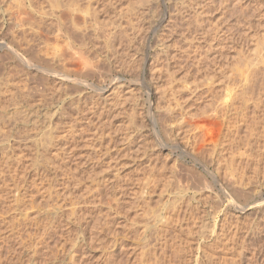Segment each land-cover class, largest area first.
I'll list each match as a JSON object with an SVG mask.
<instances>
[{"label": "rangeland", "instance_id": "rangeland-1", "mask_svg": "<svg viewBox=\"0 0 264 264\" xmlns=\"http://www.w3.org/2000/svg\"><path fill=\"white\" fill-rule=\"evenodd\" d=\"M263 73L264 0H0V264H264Z\"/></svg>", "mask_w": 264, "mask_h": 264}, {"label": "bare ground", "instance_id": "bare-ground-1", "mask_svg": "<svg viewBox=\"0 0 264 264\" xmlns=\"http://www.w3.org/2000/svg\"><path fill=\"white\" fill-rule=\"evenodd\" d=\"M167 19V16H166V14H163L161 17H160V19L159 20H161V21H164V20H166ZM123 29V28H122ZM154 30H155V27L153 28ZM125 31H126V29H125ZM117 32V31H116ZM127 32V31H126ZM122 33H124V32H122ZM118 34V33H117ZM120 35V34H119ZM113 36V35H112ZM114 39H115V37H114ZM113 39V40H114ZM85 53V52H84ZM84 53H77L78 55H76L75 53V57H74V61L75 62H77L78 64H80V65H82V66H84V67H87V68H93L94 66H95V64L97 63V61L95 62L92 58H91V56L89 55H85ZM19 54H21L20 56H21V58L23 59V60H25V54H22V53H19ZM93 54V53H92ZM96 56V55H95ZM99 61V60H98ZM124 66V65H123ZM120 69H121V66H120ZM124 69V68H123ZM93 70V69H92ZM259 72L260 71H258V69H252L251 71H250V73H249V81L251 82V84H252V86L251 87H253V98H256L257 96H256V88H255V84H256V78H258L257 76H258V74H259ZM263 75H264V73H263ZM264 77V76H263ZM259 79V78H258ZM61 80V79H60ZM263 81V80H262ZM260 83V82H259ZM262 85H264L263 83H261L260 84V87H258V88H262V87H264V86H262ZM259 90V89H258ZM150 91V90H149ZM260 91H262V90H260ZM150 94V93H149ZM148 94V95H149ZM259 98V97H258ZM257 98V99H258ZM262 98L264 99V97L262 96ZM261 99V98H260ZM262 99V100H263ZM256 100V99H255ZM259 100V99H258ZM257 100V101H258ZM257 101H255V103L254 104H257ZM260 102H261V100H260ZM260 102H258L259 104H260ZM254 107L256 108V105H254ZM252 113H253V111H252ZM259 121V120H258ZM209 122H212V121H209ZM206 123H208V122H206ZM209 125V124H208ZM203 129V128H202ZM204 129H206V128H204ZM209 131V130H208ZM204 132H206V130H204ZM208 135H210L209 134V132L207 133ZM195 137H196V135H195ZM207 137V136H206ZM210 137H211V135H210ZM209 138V136L206 138V139H208ZM205 139V140H206ZM210 139V138H209ZM208 139V140H209ZM202 174V173H201ZM199 175L198 177H197V183H198V186H201V185H199V184H202V187H203V185L204 184H209V181L206 179V177H204V175ZM213 180H216L215 178L213 179ZM211 183V182H210ZM209 188V187H208ZM213 188V187H212ZM234 190V189H233ZM238 195V194H237ZM75 212V211H74ZM73 212V213H74ZM53 213V212H52ZM54 214V213H53ZM55 216V215H54ZM29 236V235H28ZM30 237V236H29Z\"/></svg>", "mask_w": 264, "mask_h": 264}]
</instances>
